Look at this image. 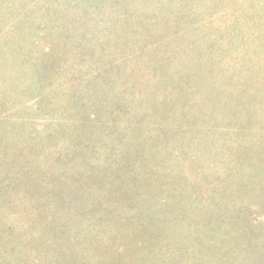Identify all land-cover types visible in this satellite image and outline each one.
<instances>
[{"label":"rangeland","instance_id":"1","mask_svg":"<svg viewBox=\"0 0 264 264\" xmlns=\"http://www.w3.org/2000/svg\"><path fill=\"white\" fill-rule=\"evenodd\" d=\"M19 169L0 259L264 264V0H1L0 183Z\"/></svg>","mask_w":264,"mask_h":264},{"label":"trees","instance_id":"2","mask_svg":"<svg viewBox=\"0 0 264 264\" xmlns=\"http://www.w3.org/2000/svg\"><path fill=\"white\" fill-rule=\"evenodd\" d=\"M171 37H170V39H171ZM153 43L145 41L144 44L142 45L141 49L137 50V53L138 54H142V53H144L146 51H149V53H151L157 47L160 46V45H158L157 41H155ZM151 44H153V45L151 46ZM98 77H99V73H94L91 76V78H93V79H97ZM96 117H97V112H93L92 111L91 117H90L91 120L93 121ZM44 174H46V173H44ZM29 178H37V177H36V175L33 173V171L31 169H27L26 171H24L23 169H19V170H16V176L14 177V179L12 181H9L7 183V185H5V183H4L5 180L1 178V182L2 183H0V185H1L0 187H4L5 189L7 188L8 192L10 194H13V195H21V196H25V195H28V194L31 195V194L34 193V192H31V190H22L21 189L22 184L25 183V181L27 179H29ZM29 192H31V193H29ZM51 196L53 198V201L50 202V203H46L45 199L43 200V197H41L40 200H36V201L37 202H41V204H43V206H45V207H47L49 209H52L53 211L54 210L56 211V209L58 207L57 201H58V199H60V197L57 196V195H54V194H52ZM62 225L63 224H61L60 226H62ZM30 251H32V253H33V255L31 256L33 258V260L29 259L27 261V263L22 261L23 260L22 259L23 258V254L16 253V256L14 255L13 257H11V259L9 261H7L5 258L0 259V264H41L39 251L38 250H34V249H31ZM1 253H0V256L4 257L5 254H1ZM84 261H85V259H84Z\"/></svg>","mask_w":264,"mask_h":264}]
</instances>
